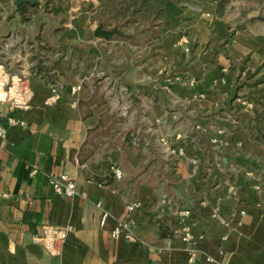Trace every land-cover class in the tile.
Segmentation results:
<instances>
[{"label":"crops","instance_id":"obj_1","mask_svg":"<svg viewBox=\"0 0 264 264\" xmlns=\"http://www.w3.org/2000/svg\"><path fill=\"white\" fill-rule=\"evenodd\" d=\"M106 1L0 0V124L8 131L0 140V264H264V186L236 187L238 197L226 193L227 187L204 183L173 187L176 178L191 172L184 164L174 169L167 164L159 183L143 153L106 135L120 111L106 96L108 85L114 80L132 90L138 102L144 92L159 94L156 85L163 77L139 73L126 58L116 60L113 40L95 36L97 26L80 22L86 2ZM84 61L90 70L104 68L103 87L92 88L91 75H77ZM206 64L197 74V89L208 92L201 109L234 93L231 74L227 83L209 86L226 74L230 61L220 56ZM247 111L255 125L253 135L244 132L249 154L222 161L264 168V99ZM112 161L123 167V179L107 176ZM63 173L77 182L73 197L57 194L50 183ZM161 191L181 198L189 215L163 212ZM132 201L139 202L133 214L137 236H113L129 217ZM105 211L109 216L102 222ZM69 226L72 231L56 232ZM185 227L193 235L188 241L175 236Z\"/></svg>","mask_w":264,"mask_h":264},{"label":"rangeland","instance_id":"obj_2","mask_svg":"<svg viewBox=\"0 0 264 264\" xmlns=\"http://www.w3.org/2000/svg\"><path fill=\"white\" fill-rule=\"evenodd\" d=\"M176 3L182 13L177 21L169 22L156 0H107L102 5L86 2L83 6L86 14L79 17L80 22L119 29L111 38H101L113 40V58L136 63L141 74L163 76L156 85L160 93L144 92L138 102L132 90L121 89L114 80L108 85L106 96L120 111L111 117L112 128L106 135L119 137L124 147L143 153L159 183L166 178L167 164L171 169L184 164L191 172L176 178L173 187L204 183L227 187L226 193L238 197L236 187L264 186V168H252L238 160L226 166L222 161L223 157L248 156L244 132L253 135L255 125L249 123L247 109L264 99V0ZM92 35L90 31L88 36ZM220 56L232 66L209 86L227 83L231 74L234 93L222 104L201 109L198 104L207 99L208 92L197 89V74ZM90 66L84 61L77 75H91L87 80L91 87H103L104 68L94 65L90 70ZM165 193L161 191L159 198ZM175 198L183 206V200Z\"/></svg>","mask_w":264,"mask_h":264},{"label":"built area","instance_id":"obj_3","mask_svg":"<svg viewBox=\"0 0 264 264\" xmlns=\"http://www.w3.org/2000/svg\"><path fill=\"white\" fill-rule=\"evenodd\" d=\"M29 41V38L26 36L24 38V42L27 43ZM81 86H76L75 89H80ZM54 95L53 99H57L60 97V92L57 87H54L53 89ZM7 128L0 124V140H3L7 136ZM107 176L112 177L116 180H121L125 176V172L123 167L118 161H112L110 164L109 171L107 173ZM50 183L54 189V191L62 196L66 197H73L77 193V182L74 179V177L70 176L67 173H63L59 176H52L50 178ZM161 204L165 205L167 209L165 210V207L163 208V212L167 211L171 215H181L185 213L186 215H189L190 211L187 209H183V206H181V200L176 199L173 196H169L167 193L163 194L161 197ZM139 205L138 201H132L128 204V210L130 212L129 217L125 220H123L120 225L113 231V236L118 237L120 235H124L127 238H135L137 235L134 230V226L136 224V219L134 218L133 214L135 210L137 209ZM181 213V214H180ZM109 216V212L105 211L102 217V222H104L107 217ZM73 227L69 226L65 229H56V232L58 233H64L67 231H72ZM175 236L180 237L183 240H190L192 239L193 235L191 233L190 227H185L182 232L175 231ZM210 261H214L211 257L208 258Z\"/></svg>","mask_w":264,"mask_h":264},{"label":"trees","instance_id":"obj_4","mask_svg":"<svg viewBox=\"0 0 264 264\" xmlns=\"http://www.w3.org/2000/svg\"><path fill=\"white\" fill-rule=\"evenodd\" d=\"M149 0H145L147 2ZM160 3V10L165 13L166 20L177 21L182 13V7L176 3V0H156Z\"/></svg>","mask_w":264,"mask_h":264},{"label":"water","instance_id":"obj_5","mask_svg":"<svg viewBox=\"0 0 264 264\" xmlns=\"http://www.w3.org/2000/svg\"><path fill=\"white\" fill-rule=\"evenodd\" d=\"M37 0H17V4L31 3L35 4ZM119 29L115 28L113 30L106 29L103 24H100L95 29V36L100 38H111L115 33H118Z\"/></svg>","mask_w":264,"mask_h":264}]
</instances>
